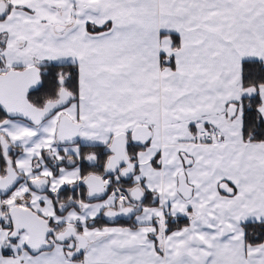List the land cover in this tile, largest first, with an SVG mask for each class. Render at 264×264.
I'll use <instances>...</instances> for the list:
<instances>
[{"label": "snow or ice", "instance_id": "snow-or-ice-1", "mask_svg": "<svg viewBox=\"0 0 264 264\" xmlns=\"http://www.w3.org/2000/svg\"><path fill=\"white\" fill-rule=\"evenodd\" d=\"M0 264H264V0H0Z\"/></svg>", "mask_w": 264, "mask_h": 264}]
</instances>
